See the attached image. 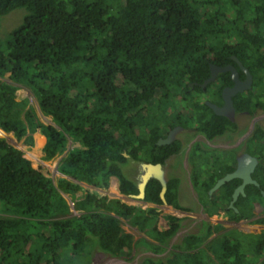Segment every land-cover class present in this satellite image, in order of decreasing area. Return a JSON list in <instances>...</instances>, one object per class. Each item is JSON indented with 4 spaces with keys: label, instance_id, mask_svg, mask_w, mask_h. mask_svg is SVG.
I'll list each match as a JSON object with an SVG mask.
<instances>
[{
    "label": "trees",
    "instance_id": "obj_1",
    "mask_svg": "<svg viewBox=\"0 0 264 264\" xmlns=\"http://www.w3.org/2000/svg\"><path fill=\"white\" fill-rule=\"evenodd\" d=\"M15 9L25 11L23 20L0 40V132L30 148L40 133L41 161L65 155L54 182L0 138V264H74L93 249L124 258L140 243L120 219L165 243L179 228L176 218L167 216L169 228L159 232L155 208L129 206L81 184L107 190L115 181L119 195L136 194L122 171L128 143L136 157L140 133L169 125L166 113L178 105L179 92H198L210 64L234 65V56L253 79H264V0H0V18ZM220 77L206 91L219 94L231 85L227 74ZM252 89L236 96L238 109L252 101ZM258 90L264 92L262 81ZM22 91L50 124L39 120ZM200 107L211 117L209 138L229 125ZM69 142L79 147L67 150ZM172 195L168 188L166 199ZM145 201L161 204L156 182L148 184ZM247 205L241 204L242 220L252 216ZM197 229L174 246L180 253L141 264H264V231L219 232L223 226L209 222Z\"/></svg>",
    "mask_w": 264,
    "mask_h": 264
},
{
    "label": "flooded vegetation",
    "instance_id": "obj_2",
    "mask_svg": "<svg viewBox=\"0 0 264 264\" xmlns=\"http://www.w3.org/2000/svg\"><path fill=\"white\" fill-rule=\"evenodd\" d=\"M230 59L236 67L232 64H226L225 66L230 65L234 68L237 80L240 83L246 81V73L251 78L250 85L246 90L231 97L233 108L231 113L226 111L225 116H218L207 103L216 106L218 109L224 106L223 91L234 85L232 71H214L215 77L209 83H217L219 80H223L220 77L221 74H227L228 77L224 80L231 82V85L223 86L217 94L214 90L206 91L209 83L202 88L203 83L210 78L213 72L209 68V77L203 80L202 84L195 85L200 88L198 92L194 91L191 94L179 92L177 95L178 105L170 108L166 113L170 122L169 125L161 127L159 132L156 133L143 130L137 144L136 157L131 154L133 148L130 142L127 150L123 153L125 158L123 167L131 172L127 177L124 176L135 183L136 189L140 176L148 171L146 165L150 164L160 165L166 181V191L164 203L160 198L162 189L160 182L150 177L145 187L143 200L132 199L121 203L140 207L143 210L155 208L158 213L156 227L159 232L168 230L167 216L176 218L179 224L175 234L165 243H157L143 232L148 237L147 239L142 238L146 245L147 243L154 244L161 249L159 253H153L147 246H144V251L141 254L146 256L144 260L147 258L164 260L171 253H180V250L174 249V246L179 245L185 237L196 234L199 231L197 225L202 222L207 223L209 220H215L217 221L216 225L226 228L228 224L236 226L242 221H248L241 219L244 215L241 204H251L253 206L250 220H264V207L260 206L258 202H252L250 197L245 194V190L248 188L252 190V195L263 196L264 198V92L259 90L258 93H254V91V99L250 103H242L245 109H238L241 102L234 103L237 95L247 96V92L251 91L253 85L260 86V81L264 85V79H253L252 74L247 69L243 70L238 66L237 58L232 56ZM188 85L191 89L194 88V85ZM253 94L251 93V98ZM185 98L189 100H184ZM191 98L196 103H190ZM200 104H204L216 117L225 119L229 125L224 126L222 130H220L221 127L215 129V132L219 133H215L213 137L209 138L208 133L211 132V129L208 120L211 117L209 111L202 109ZM170 134L171 139L166 142ZM167 149L171 150L172 153L164 156ZM250 158H253L254 164L250 162ZM239 165L242 171H251L250 178L254 183L245 185L244 193H238L236 200L230 206L234 191L241 185L240 179H232L212 193H210V190L219 179L234 172ZM152 181L156 182L158 186V197L161 201V204L158 205L145 201L146 188ZM230 186V199L227 202V190ZM89 188L90 191H96L100 195L104 193L102 196L116 199L112 198V195H106L107 190ZM168 188L174 191V195L167 200ZM137 194L138 191L133 195ZM230 208L234 212L229 213ZM120 221L130 228H134L126 221L122 219ZM111 259L115 260L117 258L111 257ZM116 261H109L105 264H118Z\"/></svg>",
    "mask_w": 264,
    "mask_h": 264
},
{
    "label": "rangeland",
    "instance_id": "obj_3",
    "mask_svg": "<svg viewBox=\"0 0 264 264\" xmlns=\"http://www.w3.org/2000/svg\"><path fill=\"white\" fill-rule=\"evenodd\" d=\"M24 15H25V11L23 9H15V10L11 11L9 14L0 18V40L5 39V37L8 35L9 32H11L13 29H15L17 26H19L21 24ZM258 89H259V86H256V90L252 89V94H253L254 90H255L254 93H258L259 92ZM21 94L23 96H27L29 98L30 105H32L34 107L39 120L41 122L47 124L50 121V118L49 117H43L40 114V112L37 108L36 102L32 98V96L26 91H22ZM252 99H254V94H253L251 100ZM0 138H3L7 142L15 145L21 151L27 152V154L30 156H28L26 153H24V155H25L24 157L29 158L28 160L31 161L32 166L35 169H37L38 172H40L44 177L50 178L54 182L56 181L57 178L61 177L55 173V168H56L58 162L60 161V159L65 154H63L59 157H56L55 159H53L51 161L44 162V161H41V154H39V151L35 149V146H33L31 149L26 148L22 143H16L10 134H4L2 132H0ZM75 147H79V144L69 142L67 145V150H71ZM33 153H37V156H35L37 162H35L32 158ZM122 171L126 177L129 175V173H131L129 171V169L127 170L123 166H122ZM82 187L84 189L90 190V188L84 184H82ZM113 194H115V192H112L109 188V190H107L106 195L111 196ZM102 195H104V193H102ZM66 199L69 203L70 211L72 212V214L78 215V212L74 211V209H73V203L69 200L68 197H66ZM250 200L252 202H258V204L260 206L264 207L263 196L260 197V196H255L253 194L250 196ZM228 212L231 213V212H234V210L230 208V210H228ZM208 222L211 224H214L217 221L209 220ZM121 227L125 233L132 235L134 242L140 243V245H138L137 248H135L131 251V254L129 256L112 260L111 257L103 254L99 250L93 249L91 254L87 258L75 259L74 264H105L106 262L116 261V260H117L116 263L118 262V264H141L144 261V258H146V256L141 255L142 252L144 251L143 247L146 246L145 242H143V240H141V239L142 238L147 239L148 237L143 232H139L138 230H136L134 228H130L129 226L124 224V222H121ZM237 227L239 228V230L244 231L243 233H259L258 231H255V230H257L258 227H256L255 225H251V223H249L248 221L241 222V224H239V226L237 225Z\"/></svg>",
    "mask_w": 264,
    "mask_h": 264
},
{
    "label": "water",
    "instance_id": "obj_4",
    "mask_svg": "<svg viewBox=\"0 0 264 264\" xmlns=\"http://www.w3.org/2000/svg\"><path fill=\"white\" fill-rule=\"evenodd\" d=\"M236 62H237L238 66L241 69H243V70L245 69L241 65V63H239L238 61H236ZM210 69L213 70V72L211 73L210 78H208L203 83L202 88H204L207 85V83H209L210 81H212L214 79V77H215L214 71L215 70H219L221 72L232 71V80H233L234 85L231 88L225 89L223 91V100H224V103H225L224 106L221 109H218L216 106L207 103V105L210 107V109L213 110V112L216 115L225 116L226 111H229L230 113L233 111L231 97L234 96L236 93H240V92H243L244 90H246L249 87V85H250L251 78L248 75V73H246V81L243 82V83H240L237 80V75L234 72V68L232 66H230V65H227V66L222 67V68L221 67H216L214 65H210ZM170 139H171V134L168 136V139L166 140V142L169 141ZM249 160H250V162L252 164L255 163L253 158H250ZM146 168H147L148 171L145 174L141 175L140 178H139V181H138V184H137V191H138L137 195L123 196V195H117L116 194V195H112L111 197L119 199L121 202H125L127 200H132V199L133 200H137V201H141V200H143L144 195H145V187H146V184L148 182V179L150 177H152V178L157 179L160 182V184L162 186L161 193H160V198L165 203L164 194H165V191H166V181L164 179L163 171H162L160 165H150L149 164V165H146ZM55 172H56V174L61 176L58 173L57 168H55ZM250 174H251V171H242L241 166L239 165L238 168L234 172H232L230 174H227L224 177H222L221 179H219L215 183V185L212 187V189L210 190V193L214 192L220 186H222L223 184L227 183L228 181H230L232 179H240L241 180V185L238 187V189H236L234 191V193L232 195V200L230 202V206H232L233 202L236 200V198L238 196V193H241V194L244 193V191H243L244 186L247 185V184H253L254 183L251 180V178H250Z\"/></svg>",
    "mask_w": 264,
    "mask_h": 264
},
{
    "label": "crops",
    "instance_id": "obj_5",
    "mask_svg": "<svg viewBox=\"0 0 264 264\" xmlns=\"http://www.w3.org/2000/svg\"><path fill=\"white\" fill-rule=\"evenodd\" d=\"M51 123V120L47 123V124H50ZM46 124V123H45ZM36 136H38L39 138H38V140L39 141H41V145H40V147H37V137ZM33 146H35V149L36 150H38L39 151V154H41V149H42V147L44 146V144H45V138L40 134V133H38V132H36L34 135H33ZM25 146V145H24ZM26 148H30V147H27V146H25ZM32 148V147H31ZM30 148V149H31ZM23 153H26L27 154V152H23ZM28 155V154H27ZM33 155H35V156H37V153H33ZM25 156V155H24ZM26 159H29V158H26ZM57 168V167H56ZM56 173V172H55ZM113 184L115 185V194H119L118 193V191H117V185H116V183H115V181H114V183H113V181H112V183H110V186H109V188H110V190L112 191V186H113ZM109 188L107 189V190H109ZM253 220H248V222L249 223H251ZM243 222V221H242ZM215 224V223H214ZM214 224H212V225H214ZM240 224H241V222H240ZM216 225V224H215ZM252 225V224H251ZM239 226V225H238ZM256 227H258L257 228V230H255V231H258V232H261V231H264V226H262V225H255ZM137 230V229H136ZM228 230H235V231H238V232H244V231H242V230H239V228L237 227V225L236 226H234V225H231V224H228L227 226H226V228H223L222 230H220L221 232H226V231H228ZM140 232V231H139ZM253 234H257V233H253ZM215 236V235H214ZM214 236H211L208 240H211L212 238H214ZM142 240V239H141Z\"/></svg>",
    "mask_w": 264,
    "mask_h": 264
}]
</instances>
